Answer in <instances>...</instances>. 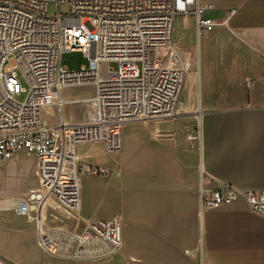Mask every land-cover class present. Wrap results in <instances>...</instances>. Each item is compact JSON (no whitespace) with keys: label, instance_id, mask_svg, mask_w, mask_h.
<instances>
[{"label":"built area","instance_id":"2783aa9c","mask_svg":"<svg viewBox=\"0 0 264 264\" xmlns=\"http://www.w3.org/2000/svg\"><path fill=\"white\" fill-rule=\"evenodd\" d=\"M211 7L198 0H0V161L18 152L34 156L37 181L6 202L34 226L45 255L95 261L120 251L118 215L71 226L80 209L82 176L113 172L85 164L77 145L101 142L107 153L118 154L126 123L176 115L188 67L174 43L175 20L192 17L200 36L227 22L204 17ZM72 51L87 63L77 69L63 65L62 53ZM8 58L15 64L5 68ZM103 62L117 67L105 71ZM76 105H83V118L68 120L64 108ZM211 181L202 172L199 216L240 197L264 216V190L207 186Z\"/></svg>","mask_w":264,"mask_h":264},{"label":"crops","instance_id":"0c3cea01","mask_svg":"<svg viewBox=\"0 0 264 264\" xmlns=\"http://www.w3.org/2000/svg\"><path fill=\"white\" fill-rule=\"evenodd\" d=\"M198 1L212 5L204 17L227 18L200 36L192 17L175 20L191 26L195 37L200 168L212 177L207 186L264 190V0ZM188 81L185 75L183 85ZM80 107L66 106L65 117L81 120ZM187 139L122 134L116 155L101 142L78 144L85 164L113 172L82 176L80 209L71 226L118 215L123 244L114 255L121 254L122 264H264V216L250 211L242 197L198 215L199 164ZM26 191L0 193V264L45 262L34 226L7 207L6 198Z\"/></svg>","mask_w":264,"mask_h":264},{"label":"rangeland","instance_id":"374dc122","mask_svg":"<svg viewBox=\"0 0 264 264\" xmlns=\"http://www.w3.org/2000/svg\"><path fill=\"white\" fill-rule=\"evenodd\" d=\"M63 9V8H62ZM54 8L50 7L49 11H53ZM173 39L177 50L182 55L183 60L189 63V70L185 75H190L191 81L183 85L181 94L178 99L177 113L172 118H158L150 120H136L130 121L125 124L123 134H186L187 140L190 141V154H195L196 162H198V175L202 174L200 168V141H199V117L197 111L199 109V90L197 82H195V73L197 65V57H195L194 46L195 37L191 26H186L181 19L175 22ZM61 63L71 69H77L80 65L87 63V58L79 51L64 52L61 55ZM15 64L13 58H8L4 67H10ZM107 67L116 69L117 64L114 62H103L102 68L106 71ZM17 78L20 84L24 87L27 86L26 80L17 71ZM25 97V93H20L18 100H22ZM81 106V107H80ZM75 108H83V105L73 106ZM195 152V153H194ZM116 155V154H114ZM112 162H115L112 160ZM35 170V158L32 155H28L25 152H18L11 161L0 164V193L7 195L12 191L23 189V191L32 189L36 186L37 181L34 174ZM118 170V169H117ZM27 192V191H26ZM113 209L116 208L114 204ZM36 256L41 260L42 252L40 249L35 251ZM104 258L105 261L97 264H122L123 257L119 253ZM70 264L71 261L61 260L57 258H51L45 256V262L43 264ZM90 264V262H87ZM58 264V263H57ZM72 264H85L81 262H74ZM92 264V263H91Z\"/></svg>","mask_w":264,"mask_h":264},{"label":"bare ground","instance_id":"6f19581e","mask_svg":"<svg viewBox=\"0 0 264 264\" xmlns=\"http://www.w3.org/2000/svg\"><path fill=\"white\" fill-rule=\"evenodd\" d=\"M186 64H187V67H188V70H189L190 65H189L188 62ZM116 173H118V171H116ZM7 204H8V202H7Z\"/></svg>","mask_w":264,"mask_h":264}]
</instances>
